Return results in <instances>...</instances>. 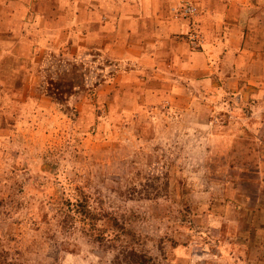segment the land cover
Listing matches in <instances>:
<instances>
[{"label": "rangeland", "instance_id": "rangeland-1", "mask_svg": "<svg viewBox=\"0 0 264 264\" xmlns=\"http://www.w3.org/2000/svg\"><path fill=\"white\" fill-rule=\"evenodd\" d=\"M64 45L24 49L36 98L0 101V264H128L131 250L146 264H264L247 253L264 239V145L200 156L191 114L154 129L137 97L98 87L97 57L74 60ZM243 83V96L208 90L196 134H237L264 106V80ZM83 194L94 226L66 216Z\"/></svg>", "mask_w": 264, "mask_h": 264}, {"label": "crops", "instance_id": "crops-1", "mask_svg": "<svg viewBox=\"0 0 264 264\" xmlns=\"http://www.w3.org/2000/svg\"><path fill=\"white\" fill-rule=\"evenodd\" d=\"M179 1L0 0V101L17 105L26 104L33 94L36 98L27 82L33 58L24 49L64 55L61 49L67 44L66 54L74 60L97 57L98 87L137 97L138 106L152 114L154 129L166 128L171 113H187L201 133L200 113L206 109L200 99L210 94L208 90L243 96V81L264 80V0H197L201 14L193 20L172 15L170 8ZM65 11L74 17L68 31ZM27 13L32 24L31 18L25 19ZM191 22L202 32L197 47L186 36ZM250 109L244 125L232 129L237 134L215 130L204 140L195 133L200 156L209 144L217 152L225 148L221 145L235 142L264 145V106ZM243 150L251 153L249 147ZM247 249L249 256L263 257L262 236L258 245L250 242Z\"/></svg>", "mask_w": 264, "mask_h": 264}, {"label": "built area", "instance_id": "built-area-1", "mask_svg": "<svg viewBox=\"0 0 264 264\" xmlns=\"http://www.w3.org/2000/svg\"><path fill=\"white\" fill-rule=\"evenodd\" d=\"M170 12L176 18L193 20L201 14V9L196 1L180 0L178 3L171 6ZM186 36L188 42L194 47L199 46L203 39L202 32L195 22H192V26L186 33Z\"/></svg>", "mask_w": 264, "mask_h": 264}, {"label": "trees", "instance_id": "trees-1", "mask_svg": "<svg viewBox=\"0 0 264 264\" xmlns=\"http://www.w3.org/2000/svg\"><path fill=\"white\" fill-rule=\"evenodd\" d=\"M50 96L52 97V99H55V97H53L52 94H50ZM56 99H58V98L56 97ZM80 198L81 199L80 200L78 199L76 203H73V204L68 203L67 204L66 216L71 217L73 219L74 217L71 216V213H73V215H77L80 218H82V221H84L86 223L88 222L91 226H94V221H96L97 219L87 204V197L83 194V195H80ZM64 222H66V221H64ZM100 236H102V235H100ZM128 258H129L128 264H146V262H147V259L144 255L138 254L134 250H131L129 252Z\"/></svg>", "mask_w": 264, "mask_h": 264}]
</instances>
